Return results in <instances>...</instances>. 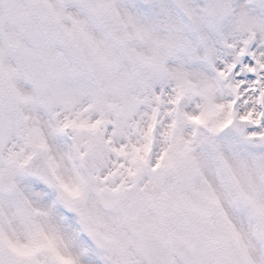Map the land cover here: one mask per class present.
<instances>
[{
	"label": "clouds",
	"instance_id": "1",
	"mask_svg": "<svg viewBox=\"0 0 264 264\" xmlns=\"http://www.w3.org/2000/svg\"><path fill=\"white\" fill-rule=\"evenodd\" d=\"M0 264H264V0H0Z\"/></svg>",
	"mask_w": 264,
	"mask_h": 264
}]
</instances>
